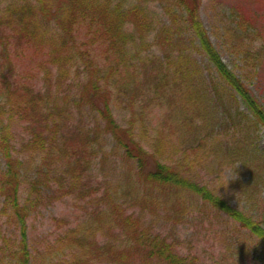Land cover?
Segmentation results:
<instances>
[{
  "label": "trees",
  "instance_id": "1",
  "mask_svg": "<svg viewBox=\"0 0 264 264\" xmlns=\"http://www.w3.org/2000/svg\"><path fill=\"white\" fill-rule=\"evenodd\" d=\"M1 2L0 264H203L144 217L126 213L97 176L89 189L92 166L105 154L103 134L132 163L138 190L196 194L232 224L235 261L264 263L262 222L188 178V152L176 159L156 121L132 117L122 125L111 106L124 91L130 105L157 101L193 138V150L209 143L228 165L249 168L255 188L264 184V163L255 156L264 106L251 88L261 85L264 42L254 24L233 8L213 26L236 72L202 24V0ZM75 194L85 201L82 212L68 223L50 217L55 230L32 243L27 222L34 210Z\"/></svg>",
  "mask_w": 264,
  "mask_h": 264
},
{
  "label": "rangeland",
  "instance_id": "2",
  "mask_svg": "<svg viewBox=\"0 0 264 264\" xmlns=\"http://www.w3.org/2000/svg\"><path fill=\"white\" fill-rule=\"evenodd\" d=\"M5 1L2 0L1 3ZM233 8L239 10L246 20L256 26L260 34L257 42L259 43V40L264 42V0H202L199 13L202 24L223 61L229 68L239 72L233 67L227 52L223 50L221 40H217V31L213 28L214 24L220 19H225L224 14L228 16ZM259 82L260 87L251 88L253 94L264 106V66ZM110 96H112V89ZM112 97L111 106L117 122L125 125L126 121L132 117L139 121H156V126L162 130V135L165 132V140L174 143L175 151L178 152L175 155L176 159L182 158L184 150L188 152L193 166L192 172H186L188 178H193L199 185L208 186L223 196L233 207L261 221L264 227V184H258L255 188L254 184L250 183L249 168L240 163L228 165L223 153L213 150L209 143L200 152L197 148L193 150L190 147L193 138H190L182 128L176 127L178 119L175 116L170 115L171 117L168 118L165 116V108H159L157 101L147 100L148 106L144 109L138 102L130 105L125 91L119 96ZM82 110L84 112L86 109ZM133 113L134 116H132ZM78 121L77 115H74V122ZM86 121L87 118H84L82 123ZM101 134L103 133L99 130V136ZM150 134L153 132L146 129L143 138L149 140L152 137ZM103 137H100V141L104 143L105 154H98L97 161L95 160L92 166L89 189L91 184L94 187L97 176L100 189L108 191L112 197H117L116 202H123V210L126 213L135 212V216L144 217L146 224L174 242L184 255L196 256L203 264H240L235 261L238 260L239 243L233 237V226L225 215L212 210L199 196L191 192L178 194L159 188H145L142 185L139 186V182L138 190L135 187L137 177L132 163L124 159L121 150H113L110 141L104 140ZM211 139L208 138L209 142ZM195 152L198 153L197 157L193 155ZM255 156L257 161L262 160L264 163V134L260 137ZM155 158L161 160V154H156ZM219 166H222L220 170ZM151 167L152 161L149 162V168ZM183 168L186 169L187 166L184 165ZM31 172L33 170L29 171L30 174ZM85 192L88 191L85 190ZM76 196L77 194L61 198L52 204H45L47 206L35 209L27 222L28 239L34 244H42L45 239L48 240L49 234L58 225L52 222L50 217L65 219L64 223L71 222V219L77 217L82 212L85 201L76 200ZM245 244L249 246V242ZM258 262H249V264H258Z\"/></svg>",
  "mask_w": 264,
  "mask_h": 264
}]
</instances>
